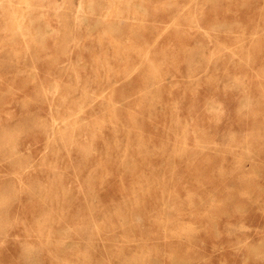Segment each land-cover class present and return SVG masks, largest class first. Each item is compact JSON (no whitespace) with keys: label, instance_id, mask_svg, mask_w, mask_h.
<instances>
[{"label":"rangeland","instance_id":"1","mask_svg":"<svg viewBox=\"0 0 264 264\" xmlns=\"http://www.w3.org/2000/svg\"><path fill=\"white\" fill-rule=\"evenodd\" d=\"M0 264H264V0H0Z\"/></svg>","mask_w":264,"mask_h":264},{"label":"bare ground","instance_id":"2","mask_svg":"<svg viewBox=\"0 0 264 264\" xmlns=\"http://www.w3.org/2000/svg\"><path fill=\"white\" fill-rule=\"evenodd\" d=\"M95 199V198H94Z\"/></svg>","mask_w":264,"mask_h":264}]
</instances>
